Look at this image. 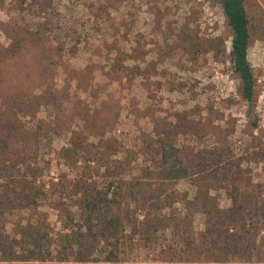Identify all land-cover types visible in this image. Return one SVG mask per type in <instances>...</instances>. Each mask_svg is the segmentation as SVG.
I'll return each instance as SVG.
<instances>
[{
  "label": "rangeland",
  "instance_id": "obj_1",
  "mask_svg": "<svg viewBox=\"0 0 264 264\" xmlns=\"http://www.w3.org/2000/svg\"><path fill=\"white\" fill-rule=\"evenodd\" d=\"M35 1L0 0V126H11L0 131V145L9 143L0 159L16 162L0 185L22 177L17 184L36 191L31 212L0 216V239L15 244L16 223H30L50 254L26 258L21 245L7 258L0 249V264L104 262L110 246L81 263L59 243L79 224L73 183L82 168L122 190L116 264H264V0L246 4L251 103L232 70L219 0ZM35 30L46 39L35 42ZM53 91L54 110L39 97ZM168 142L190 162L222 153L210 216L197 207L199 176L158 175Z\"/></svg>",
  "mask_w": 264,
  "mask_h": 264
},
{
  "label": "trees",
  "instance_id": "obj_2",
  "mask_svg": "<svg viewBox=\"0 0 264 264\" xmlns=\"http://www.w3.org/2000/svg\"><path fill=\"white\" fill-rule=\"evenodd\" d=\"M248 2H251L250 5H256L255 0H219L224 18L232 32L229 52L232 70L241 81L240 93L242 98L248 103H251L254 100V77L247 58L251 39L250 18L246 7ZM48 3L47 0L35 1V5L40 7ZM260 12L264 15L263 10H260ZM46 37L43 32L35 30V42L43 41ZM63 49L59 45L56 48L59 51H63ZM39 97L47 100L43 104H47V107L54 110V91L51 95L46 97L41 95ZM37 100L40 99L35 96L36 103ZM10 129L11 126H0V131H5L7 133L5 134L6 136ZM1 143L2 146L0 145V149L3 148V145H9L7 140H3ZM221 154L219 151H213L209 154L203 153L201 159L197 160L198 162H190L188 161V157L180 154L176 146L168 142L161 149L158 175L161 178L169 180L187 178L191 175L199 176L200 182L198 184L197 194L195 195L197 207L206 216H210L213 213V208L211 207L215 208L216 204L210 203L207 190L213 178L219 179L217 177V171L219 165L223 162ZM76 159L70 160V166L75 165ZM15 165V161L11 162L0 159V175L4 172L5 176L10 177L15 169ZM26 167L29 166L25 165ZM221 174L227 175L226 173ZM22 179L24 178L21 177L19 179L20 182L17 180V183L22 184ZM17 183L13 182L11 184H15L14 186H17L16 188H19V190L14 188V186L4 187L0 185V216L3 213L13 215L16 211L23 210L31 212L33 210L34 198L36 197L34 187L29 182H24L25 185H18ZM73 186L79 192L80 200L76 212H74V218H77L79 224L78 226L67 228L59 236V243L63 250H65L66 257H70L74 261L81 263L99 261L92 259H94L93 254L98 251L102 243L103 246H110L111 249L107 251L104 262L100 264H116V250L123 227V222L120 217L122 202L119 200V197L122 196V190H111L110 186H99L92 180V173L84 168L78 171V177L74 181ZM202 187H205L203 192H201ZM155 219L158 225H162L165 221L162 216H156ZM15 226V232L12 234V240L15 244H10L8 236L0 239V249L8 255L7 258L14 257L12 249L21 245L28 252L27 256H25L26 258H44L50 254L49 248L51 241L38 227H34V225L26 222H17ZM64 259L60 258V260Z\"/></svg>",
  "mask_w": 264,
  "mask_h": 264
}]
</instances>
